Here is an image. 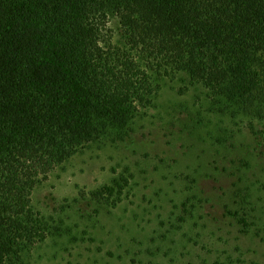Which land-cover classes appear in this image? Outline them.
I'll return each instance as SVG.
<instances>
[{"label": "rangeland", "instance_id": "obj_1", "mask_svg": "<svg viewBox=\"0 0 264 264\" xmlns=\"http://www.w3.org/2000/svg\"><path fill=\"white\" fill-rule=\"evenodd\" d=\"M100 37L125 47L114 14ZM251 71L239 95L149 70L150 101L36 183L49 232L18 264H264V74ZM121 175L119 198L94 195Z\"/></svg>", "mask_w": 264, "mask_h": 264}, {"label": "trees", "instance_id": "obj_2", "mask_svg": "<svg viewBox=\"0 0 264 264\" xmlns=\"http://www.w3.org/2000/svg\"><path fill=\"white\" fill-rule=\"evenodd\" d=\"M109 13L125 47L101 42ZM262 55L264 0H0V264L48 235L36 183L147 104L149 70L244 95ZM127 185L121 175L94 195L119 198Z\"/></svg>", "mask_w": 264, "mask_h": 264}]
</instances>
